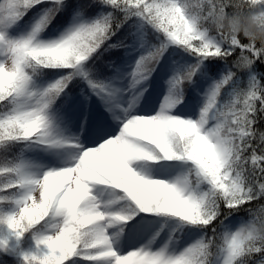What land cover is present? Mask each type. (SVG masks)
I'll use <instances>...</instances> for the list:
<instances>
[{
	"label": "snow or ice",
	"instance_id": "obj_1",
	"mask_svg": "<svg viewBox=\"0 0 264 264\" xmlns=\"http://www.w3.org/2000/svg\"><path fill=\"white\" fill-rule=\"evenodd\" d=\"M249 19L264 0H0V264H264Z\"/></svg>",
	"mask_w": 264,
	"mask_h": 264
},
{
	"label": "clouds",
	"instance_id": "obj_2",
	"mask_svg": "<svg viewBox=\"0 0 264 264\" xmlns=\"http://www.w3.org/2000/svg\"><path fill=\"white\" fill-rule=\"evenodd\" d=\"M215 27L220 30L224 29L225 31H232L233 19H220L217 21ZM236 34H244L246 38L252 41L259 42L264 45V28H259L254 21L248 20L247 27L243 25H238L235 28Z\"/></svg>",
	"mask_w": 264,
	"mask_h": 264
},
{
	"label": "trees",
	"instance_id": "obj_3",
	"mask_svg": "<svg viewBox=\"0 0 264 264\" xmlns=\"http://www.w3.org/2000/svg\"><path fill=\"white\" fill-rule=\"evenodd\" d=\"M256 70L258 72H264V65L262 64H257L256 65ZM213 71H215V68H213ZM259 127H261L262 129H264V122L261 123V125H259ZM241 215H243V213H241ZM9 264H11V262H9Z\"/></svg>",
	"mask_w": 264,
	"mask_h": 264
}]
</instances>
